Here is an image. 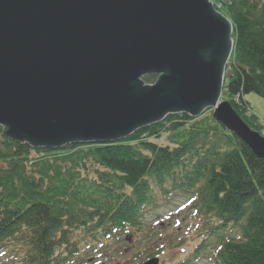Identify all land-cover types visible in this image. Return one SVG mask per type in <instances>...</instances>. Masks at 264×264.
<instances>
[{
    "label": "trees",
    "instance_id": "1",
    "mask_svg": "<svg viewBox=\"0 0 264 264\" xmlns=\"http://www.w3.org/2000/svg\"><path fill=\"white\" fill-rule=\"evenodd\" d=\"M215 1L233 25L223 97L261 133L244 97L264 98V0ZM163 133L172 145L150 141ZM170 192L195 196L217 264H264V161L211 115L169 116L122 141L61 150L14 142L0 127V253L22 264L74 263L86 240L139 231L156 194Z\"/></svg>",
    "mask_w": 264,
    "mask_h": 264
},
{
    "label": "water",
    "instance_id": "2",
    "mask_svg": "<svg viewBox=\"0 0 264 264\" xmlns=\"http://www.w3.org/2000/svg\"><path fill=\"white\" fill-rule=\"evenodd\" d=\"M232 35L210 0H0V127L60 150L213 109L264 161V137L222 100Z\"/></svg>",
    "mask_w": 264,
    "mask_h": 264
},
{
    "label": "rangeland",
    "instance_id": "3",
    "mask_svg": "<svg viewBox=\"0 0 264 264\" xmlns=\"http://www.w3.org/2000/svg\"><path fill=\"white\" fill-rule=\"evenodd\" d=\"M210 1L214 4V6L216 4L218 8L222 7L221 2L217 4L215 0ZM228 75L229 70H226L225 78ZM244 98L250 104L260 122L264 123V98H261L253 93L246 95ZM150 141L156 143L159 146L172 145V143H170L169 133H163L159 139H151ZM189 198V195L178 194L170 202H164L159 199L158 204L155 207L150 206L147 209V213L143 221L145 230L142 227L140 228L142 233L140 239L144 240V242L142 243V248L144 247L143 251H145L144 249H149V252H154L157 249L164 248L162 254L160 255V262L162 264H176L184 259L192 257V254L202 241V236H200L197 231L200 228L201 231L203 229L207 230L206 227L203 228L204 223L202 222V220L194 218V213L191 209L184 213L182 211H179L180 209H177ZM80 238L82 239V234H77L76 236H74V239H77L76 241H78V239ZM99 243L105 244V246H103L104 250L100 245L98 246L101 251L103 250L104 253L98 252L96 256L92 247L96 248L97 244L88 241L85 245H81V261L84 262L83 264H90L88 263V259L93 257H95L98 263L120 264L119 261L121 256L111 258V256H113L114 254V241H111L109 243H107L106 241H100ZM122 247V249H125L128 246H126V244H123ZM131 252L132 251H130L127 256L130 257ZM202 253H198V255ZM212 253L213 247L210 246L207 251L201 256L200 260L195 261L193 264H212L214 262V259L212 260ZM20 260L21 259H19V261ZM6 261L9 262L8 264H11V257H8ZM12 264L22 263L13 261ZM128 264H131L129 260Z\"/></svg>",
    "mask_w": 264,
    "mask_h": 264
},
{
    "label": "bare ground",
    "instance_id": "4",
    "mask_svg": "<svg viewBox=\"0 0 264 264\" xmlns=\"http://www.w3.org/2000/svg\"><path fill=\"white\" fill-rule=\"evenodd\" d=\"M224 15V14H223ZM229 19V18H228ZM233 26V25H232ZM232 37H233V35H232ZM234 41V40H233ZM234 46V45H233ZM245 99V98H244ZM234 109V108H233ZM234 111H235V109H234ZM236 112V111H235ZM237 113V112H236ZM238 114V113H237ZM239 115V114H238ZM241 118V117H240ZM242 119V118H241ZM245 123V122H244ZM246 124V123H245ZM247 125V124H246ZM248 126V125H247ZM252 131H254L253 129H251ZM254 132H256V131H254Z\"/></svg>",
    "mask_w": 264,
    "mask_h": 264
},
{
    "label": "clouds",
    "instance_id": "5",
    "mask_svg": "<svg viewBox=\"0 0 264 264\" xmlns=\"http://www.w3.org/2000/svg\"><path fill=\"white\" fill-rule=\"evenodd\" d=\"M219 10V9H218ZM220 11V10H219ZM221 12V11H220Z\"/></svg>",
    "mask_w": 264,
    "mask_h": 264
}]
</instances>
